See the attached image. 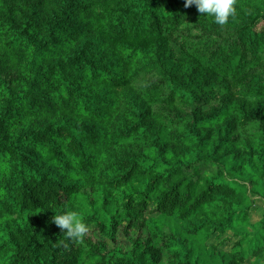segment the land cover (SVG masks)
Returning <instances> with one entry per match:
<instances>
[{"label": "trees", "instance_id": "trees-1", "mask_svg": "<svg viewBox=\"0 0 264 264\" xmlns=\"http://www.w3.org/2000/svg\"><path fill=\"white\" fill-rule=\"evenodd\" d=\"M185 5L0 0V264H199L160 221L237 234L264 198V0L223 26ZM82 193L80 244L54 217Z\"/></svg>", "mask_w": 264, "mask_h": 264}, {"label": "rangeland", "instance_id": "rangeland-1", "mask_svg": "<svg viewBox=\"0 0 264 264\" xmlns=\"http://www.w3.org/2000/svg\"><path fill=\"white\" fill-rule=\"evenodd\" d=\"M189 26H187L188 29ZM189 33L188 31H185ZM194 32V31H193ZM183 39H178L175 43L177 46L178 55L180 57L187 54L188 48L186 51L182 49L181 43ZM151 76H146L141 74L140 78L136 81L137 86H143L147 83V79ZM233 92H237L236 87H233ZM136 140H131L129 148L134 147ZM144 143V140L141 141ZM208 167L204 168L206 171ZM212 168L207 171V173H214ZM224 176L227 179L235 180L237 182L241 181V178L223 165H221ZM252 198L254 200L253 207L250 210V216L245 222L238 224L236 230L238 231L235 234L234 229H228L226 232L221 233L220 231H201L198 234L188 233L189 225L177 218L174 217H165L160 221V226L165 231L168 236L171 234L181 235L187 240V244L193 251V258L198 261L199 264H227L224 262L223 253L243 250L247 256L245 264H264V257L255 255L254 249L256 246L264 244V229L262 228L261 220L264 213V198L261 195V191L258 193H253ZM76 205L81 208V212L78 214V218L83 220L88 216V214L93 213L91 204L86 198V194L82 193ZM148 216H151V213H147ZM92 228L95 230L96 224L93 223L88 226V229ZM119 244L125 246L124 249H129L130 243L128 238L121 234L119 236ZM241 243V244H240ZM85 264H90L88 255H85ZM170 258L166 252V256L163 259L162 264H170Z\"/></svg>", "mask_w": 264, "mask_h": 264}, {"label": "clouds", "instance_id": "clouds-1", "mask_svg": "<svg viewBox=\"0 0 264 264\" xmlns=\"http://www.w3.org/2000/svg\"><path fill=\"white\" fill-rule=\"evenodd\" d=\"M236 0H186V7L195 5L198 12L213 18L217 25H226L236 13ZM54 222L75 243L83 244L88 227L75 212L55 215Z\"/></svg>", "mask_w": 264, "mask_h": 264}]
</instances>
